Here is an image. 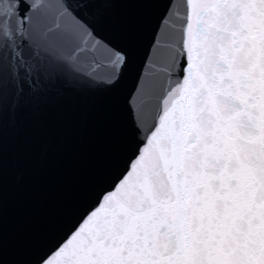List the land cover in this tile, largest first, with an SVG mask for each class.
I'll return each mask as SVG.
<instances>
[{
	"label": "snow or ice",
	"instance_id": "1",
	"mask_svg": "<svg viewBox=\"0 0 264 264\" xmlns=\"http://www.w3.org/2000/svg\"><path fill=\"white\" fill-rule=\"evenodd\" d=\"M118 2L88 0L89 21L66 0H0V145L57 70L120 85L133 50L97 32ZM136 4L161 12L127 98L125 156L34 264H264V0Z\"/></svg>",
	"mask_w": 264,
	"mask_h": 264
},
{
	"label": "water",
	"instance_id": "2",
	"mask_svg": "<svg viewBox=\"0 0 264 264\" xmlns=\"http://www.w3.org/2000/svg\"><path fill=\"white\" fill-rule=\"evenodd\" d=\"M66 2L85 19L94 20L95 8L83 7L88 0ZM137 2L119 0L105 23L97 26L100 38L133 50V64L116 89L57 70L58 78L26 109L29 125L5 126L0 145L2 264H34L121 166L128 138L127 98L139 65L146 62L161 12L158 6ZM96 58L103 64L102 54ZM77 63L85 72L94 67L91 54H82ZM106 71L101 66L97 74Z\"/></svg>",
	"mask_w": 264,
	"mask_h": 264
}]
</instances>
